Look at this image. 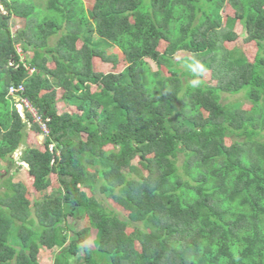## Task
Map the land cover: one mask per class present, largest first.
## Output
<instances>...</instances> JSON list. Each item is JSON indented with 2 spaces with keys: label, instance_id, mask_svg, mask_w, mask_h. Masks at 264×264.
<instances>
[{
  "label": "trees",
  "instance_id": "obj_1",
  "mask_svg": "<svg viewBox=\"0 0 264 264\" xmlns=\"http://www.w3.org/2000/svg\"><path fill=\"white\" fill-rule=\"evenodd\" d=\"M90 1L0 0V264H264V0Z\"/></svg>",
  "mask_w": 264,
  "mask_h": 264
},
{
  "label": "rangeland",
  "instance_id": "obj_2",
  "mask_svg": "<svg viewBox=\"0 0 264 264\" xmlns=\"http://www.w3.org/2000/svg\"><path fill=\"white\" fill-rule=\"evenodd\" d=\"M86 1L91 2L90 0H86ZM23 24H24V20L20 19V18H12V20L10 22L12 31H15L17 28H20L21 26H23ZM236 28L239 31V38L234 42H228L226 45L228 47H234L235 46V47L243 48L247 55H251V53H252L251 46L245 44L242 40L244 37V32H241V29L238 26ZM93 40H96V37H93ZM162 46H163V44L160 45V48H162ZM17 50L19 52H21V48L19 45H17ZM108 51H115V50L113 49V47H111L108 49ZM147 61L151 67H153V68L157 67L156 64L152 60L147 59ZM202 79L204 81H207L209 79V72H205L202 75ZM225 96H226V100L239 101V102L243 103L244 107L249 106V102L246 100L243 92L233 94V95L224 94V97ZM28 140H29V143L32 145L40 146V144L42 143V140H43V135L42 134H30V137L28 138ZM18 156H19V152H15V154L13 155V157L16 159ZM132 163L137 164V158L133 159ZM4 164L5 163H1V166H0L1 170L4 169ZM5 168H6V166H5ZM11 169H13V168L12 167L9 168V171H8L9 173H11V171H10ZM20 177H22V175L15 173L13 176V180L18 179ZM1 190H3V187L1 188ZM26 193H27L28 198H30V199H37L41 196L38 192L34 191L32 189V187H30L29 191H27ZM114 207L118 210L119 213L122 212V209L120 207H118V206H114ZM83 222H84V220L79 219L75 225L76 229L80 228L83 225ZM94 234H95V231L91 230L89 237L84 241V244L91 247V248L93 247ZM57 251H58L57 247H55L53 249H47V248L42 247L41 252L38 254V259L42 264H53V255ZM74 260H75L74 257L70 258V262L72 264L74 263Z\"/></svg>",
  "mask_w": 264,
  "mask_h": 264
},
{
  "label": "built area",
  "instance_id": "obj_3",
  "mask_svg": "<svg viewBox=\"0 0 264 264\" xmlns=\"http://www.w3.org/2000/svg\"><path fill=\"white\" fill-rule=\"evenodd\" d=\"M23 91V85H17V86H9L8 94L14 97V105L17 111L19 112V115L24 120L25 111H28L31 116L33 117V120L40 124L43 131H47V127L45 123L43 122L40 114L37 113V111L33 108V106L29 103V101L21 95V92ZM29 126V124H28Z\"/></svg>",
  "mask_w": 264,
  "mask_h": 264
},
{
  "label": "clouds",
  "instance_id": "obj_4",
  "mask_svg": "<svg viewBox=\"0 0 264 264\" xmlns=\"http://www.w3.org/2000/svg\"><path fill=\"white\" fill-rule=\"evenodd\" d=\"M185 66L193 75V78L189 81L190 86L192 88H198L201 84L199 77L206 70L204 64H202L196 57L193 56Z\"/></svg>",
  "mask_w": 264,
  "mask_h": 264
},
{
  "label": "water",
  "instance_id": "obj_5",
  "mask_svg": "<svg viewBox=\"0 0 264 264\" xmlns=\"http://www.w3.org/2000/svg\"><path fill=\"white\" fill-rule=\"evenodd\" d=\"M20 147H22L21 144H20Z\"/></svg>",
  "mask_w": 264,
  "mask_h": 264
}]
</instances>
